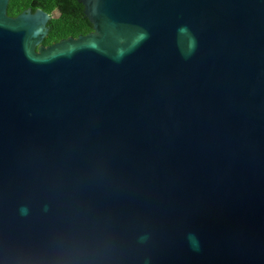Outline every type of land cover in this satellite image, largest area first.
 Returning <instances> with one entry per match:
<instances>
[{
    "label": "water",
    "instance_id": "water-1",
    "mask_svg": "<svg viewBox=\"0 0 264 264\" xmlns=\"http://www.w3.org/2000/svg\"><path fill=\"white\" fill-rule=\"evenodd\" d=\"M0 0V264H264V0Z\"/></svg>",
    "mask_w": 264,
    "mask_h": 264
},
{
    "label": "trees",
    "instance_id": "trees-1",
    "mask_svg": "<svg viewBox=\"0 0 264 264\" xmlns=\"http://www.w3.org/2000/svg\"><path fill=\"white\" fill-rule=\"evenodd\" d=\"M30 1L10 0L7 11L14 17L26 9L31 11L40 9L53 16L48 24L49 33L43 41L45 46L68 36L84 35L92 30L91 24L83 17L82 9L78 7L76 0H35L40 3L34 5H31Z\"/></svg>",
    "mask_w": 264,
    "mask_h": 264
},
{
    "label": "flooded vegetation",
    "instance_id": "flooded-vegetation-1",
    "mask_svg": "<svg viewBox=\"0 0 264 264\" xmlns=\"http://www.w3.org/2000/svg\"><path fill=\"white\" fill-rule=\"evenodd\" d=\"M79 1H80V0H76L77 5H78L79 8L82 9L81 11H82V13H83V15H84V7H83V5H82ZM9 2H10V0H9ZM36 3L39 4L40 1H35V0H31V1H30V4H31V5H34V4H36ZM8 6H9V4H8ZM7 9H8V8H7ZM26 10H27V9H26ZM36 10H38V9H36ZM36 10H35V11H36ZM35 11H32V12H35ZM23 12H24V11H23ZM20 14H21V13H20ZM7 15L10 16V17H13V16L9 15L8 11H7ZM18 15H19V14H18ZM16 16H17V15H16ZM14 17H15V16H14ZM50 17H51V19L53 18V16H51V15H50ZM83 17H85V16H83ZM85 18H86V17H85ZM89 23H90V22H89ZM48 24H49V23H48ZM91 26H92V25H91ZM48 27H49V26H48ZM91 32H92V30H91L90 32L84 34V35H87V34H89V33H91ZM48 33H49V32H48ZM80 35H82V34H80ZM80 35H77L76 37L68 36V37H66L65 39H68V38H77V37L80 36ZM82 36H83V35H82ZM46 37H47V36H46ZM65 39H61V40H65ZM61 40H59V41H61ZM43 41H44V40H43ZM59 41H58V42H59ZM58 42H56V43H58ZM56 43H52V44H50V45H46V46L44 45V46H45V47H48V46H51V45L56 44ZM42 44H43V42H42Z\"/></svg>",
    "mask_w": 264,
    "mask_h": 264
}]
</instances>
